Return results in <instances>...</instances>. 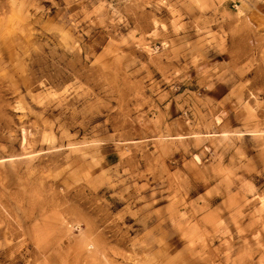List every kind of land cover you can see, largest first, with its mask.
<instances>
[{"label":"rangeland","instance_id":"1","mask_svg":"<svg viewBox=\"0 0 264 264\" xmlns=\"http://www.w3.org/2000/svg\"><path fill=\"white\" fill-rule=\"evenodd\" d=\"M0 264H264V0H0Z\"/></svg>","mask_w":264,"mask_h":264}]
</instances>
